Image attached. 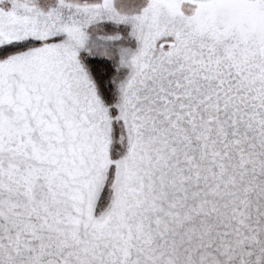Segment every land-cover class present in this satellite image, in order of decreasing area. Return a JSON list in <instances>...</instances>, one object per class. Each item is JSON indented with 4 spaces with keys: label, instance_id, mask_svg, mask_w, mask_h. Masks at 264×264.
I'll return each instance as SVG.
<instances>
[{
    "label": "snow or ice",
    "instance_id": "snow-or-ice-1",
    "mask_svg": "<svg viewBox=\"0 0 264 264\" xmlns=\"http://www.w3.org/2000/svg\"><path fill=\"white\" fill-rule=\"evenodd\" d=\"M0 264H264V0H0Z\"/></svg>",
    "mask_w": 264,
    "mask_h": 264
}]
</instances>
